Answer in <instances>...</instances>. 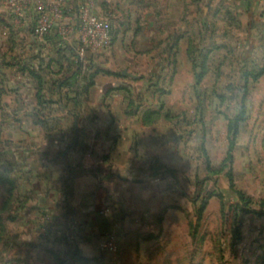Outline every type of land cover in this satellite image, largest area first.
Returning a JSON list of instances; mask_svg holds the SVG:
<instances>
[{
	"label": "rangeland",
	"instance_id": "rangeland-1",
	"mask_svg": "<svg viewBox=\"0 0 264 264\" xmlns=\"http://www.w3.org/2000/svg\"><path fill=\"white\" fill-rule=\"evenodd\" d=\"M9 13L0 12V264H264L258 26L236 15L229 29L198 24L194 67H176L175 56L139 53L52 57L28 48L34 26ZM103 67L146 81V107L166 115L156 150L126 154L135 167L114 164L125 157L107 114H64ZM118 175L126 203L113 198Z\"/></svg>",
	"mask_w": 264,
	"mask_h": 264
},
{
	"label": "crops",
	"instance_id": "crops-1",
	"mask_svg": "<svg viewBox=\"0 0 264 264\" xmlns=\"http://www.w3.org/2000/svg\"><path fill=\"white\" fill-rule=\"evenodd\" d=\"M66 5L75 22L83 7L110 18L113 41L109 48L100 52L112 54L114 57H134L138 53L149 58L160 55L175 56L176 67H194L190 55L191 47L192 50L194 48L193 41L196 39L198 24L206 26L219 20L224 28L229 29L230 17L235 15L238 24L249 21L258 26V32L252 36L264 41V3L260 0H66ZM9 11L15 15L19 14L21 23L30 22L35 27L37 14L33 9L20 14L3 1L0 2V12L10 14ZM59 24L62 23L57 21L51 34L44 38L36 37L32 31L28 48L37 51L45 47L50 49L52 57L59 53L63 55L66 51L76 55L77 34L74 33L67 42L64 41L59 34ZM221 36L219 50L226 47L227 44L223 45V39L226 40L228 34L224 32ZM214 51L208 56L210 65ZM100 70L90 88L89 96L85 100L82 97L76 98V109L66 111L64 114L67 118L76 119H86L84 115L86 110L87 114L89 112L107 114L111 127L116 129L115 134L122 136L119 143L112 147L116 149L118 156L120 152L123 157L127 156L131 147L135 150L137 145H149L152 147V149L149 147L151 151L156 150V138L161 133L159 123L166 115L161 107L155 106L152 102V107H146L145 99L140 95L142 89L140 84L144 88H148L149 84L137 79L127 69L121 70V79H118V72L111 67H103ZM125 71L128 75L124 74ZM71 103L72 99L68 104ZM91 119L97 118L92 115ZM124 161L114 164L119 168L137 165V162L129 161L127 157ZM121 176L118 175L116 178L119 179L118 186L122 187L114 188L113 198L126 203L127 193L124 192L125 184ZM118 193L120 195H117Z\"/></svg>",
	"mask_w": 264,
	"mask_h": 264
},
{
	"label": "built area",
	"instance_id": "built-area-1",
	"mask_svg": "<svg viewBox=\"0 0 264 264\" xmlns=\"http://www.w3.org/2000/svg\"><path fill=\"white\" fill-rule=\"evenodd\" d=\"M1 1V0H0ZM15 12L22 14L26 10L33 9L37 14L34 35L44 38L51 34L54 24L58 21L59 34L64 41L74 33L77 34L76 56L82 58L88 52L103 51L109 48L113 41V31L110 18L92 12L89 8L79 11L77 21L72 19L66 0H2ZM264 3V0H260ZM19 15V14H18ZM104 247L116 250L114 239H108Z\"/></svg>",
	"mask_w": 264,
	"mask_h": 264
},
{
	"label": "trees",
	"instance_id": "trees-1",
	"mask_svg": "<svg viewBox=\"0 0 264 264\" xmlns=\"http://www.w3.org/2000/svg\"><path fill=\"white\" fill-rule=\"evenodd\" d=\"M101 71V70H100ZM97 72H99V71H97ZM106 73H109V74H111L110 72H106Z\"/></svg>",
	"mask_w": 264,
	"mask_h": 264
},
{
	"label": "water",
	"instance_id": "water-1",
	"mask_svg": "<svg viewBox=\"0 0 264 264\" xmlns=\"http://www.w3.org/2000/svg\"><path fill=\"white\" fill-rule=\"evenodd\" d=\"M125 74V73H124Z\"/></svg>",
	"mask_w": 264,
	"mask_h": 264
}]
</instances>
